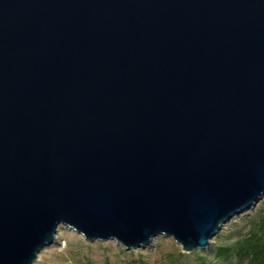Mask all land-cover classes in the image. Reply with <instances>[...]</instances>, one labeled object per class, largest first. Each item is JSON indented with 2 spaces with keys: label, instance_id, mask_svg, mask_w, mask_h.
Listing matches in <instances>:
<instances>
[{
  "label": "water",
  "instance_id": "95a60500",
  "mask_svg": "<svg viewBox=\"0 0 264 264\" xmlns=\"http://www.w3.org/2000/svg\"><path fill=\"white\" fill-rule=\"evenodd\" d=\"M262 197L264 0H0V264L206 249Z\"/></svg>",
  "mask_w": 264,
  "mask_h": 264
},
{
  "label": "rangeland",
  "instance_id": "374dc122",
  "mask_svg": "<svg viewBox=\"0 0 264 264\" xmlns=\"http://www.w3.org/2000/svg\"><path fill=\"white\" fill-rule=\"evenodd\" d=\"M260 221H264V197L223 225L206 249L190 253L182 252L171 238L164 236L154 238L145 249L126 251L114 241L85 242L80 235L60 226L56 242L43 248L34 264H248L236 255L227 260L217 258L216 249L229 246L236 251Z\"/></svg>",
  "mask_w": 264,
  "mask_h": 264
},
{
  "label": "trees",
  "instance_id": "16d2710c",
  "mask_svg": "<svg viewBox=\"0 0 264 264\" xmlns=\"http://www.w3.org/2000/svg\"><path fill=\"white\" fill-rule=\"evenodd\" d=\"M263 222L260 221L256 230L248 233L243 244L236 251L229 246L217 247L215 257L227 260L232 255H236L240 259H246L248 264H264Z\"/></svg>",
  "mask_w": 264,
  "mask_h": 264
}]
</instances>
